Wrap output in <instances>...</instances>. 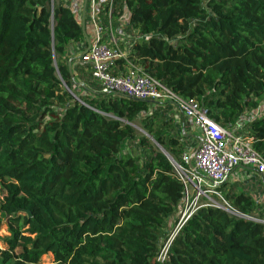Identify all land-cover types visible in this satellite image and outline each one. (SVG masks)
<instances>
[{
	"label": "trees",
	"instance_id": "trees-1",
	"mask_svg": "<svg viewBox=\"0 0 264 264\" xmlns=\"http://www.w3.org/2000/svg\"><path fill=\"white\" fill-rule=\"evenodd\" d=\"M70 1L0 0V264H264V224L215 207L193 213L160 259L185 189L151 138L180 158L194 122L173 102L104 92ZM126 14L137 36L113 73L143 66L223 128L240 123L234 135L264 158V0H99L104 28ZM245 185L219 190L264 217Z\"/></svg>",
	"mask_w": 264,
	"mask_h": 264
},
{
	"label": "built area",
	"instance_id": "built-area-1",
	"mask_svg": "<svg viewBox=\"0 0 264 264\" xmlns=\"http://www.w3.org/2000/svg\"><path fill=\"white\" fill-rule=\"evenodd\" d=\"M88 3L89 14L95 23V41H91L90 48L81 57L84 62L92 64L93 76L101 81L103 91L144 101L173 102L180 113L193 121L202 132L199 145L195 149H185L180 158L172 155L168 158L175 175L184 185L186 209L160 259L166 258L177 229L200 208L215 207L230 215L264 224V217L241 212L219 190V186L227 182L238 168L252 167L264 181V158L253 149L251 141L223 128L205 113L196 100L181 98L147 73L143 66L128 61L130 67L127 73L115 75L114 63L127 56V47L123 45L129 42L123 36L117 38L113 33L106 39L103 26L96 19L99 0H88Z\"/></svg>",
	"mask_w": 264,
	"mask_h": 264
},
{
	"label": "rangeland",
	"instance_id": "rangeland-1",
	"mask_svg": "<svg viewBox=\"0 0 264 264\" xmlns=\"http://www.w3.org/2000/svg\"><path fill=\"white\" fill-rule=\"evenodd\" d=\"M80 17H81V15H80ZM82 18V17H81ZM127 23H128V15L126 14V16L124 15V17L123 18H121V20L119 21V25L118 26H114V27H110V26H107V28H104L103 27V29H102V31L104 32V36H105V38L107 39L108 38V36H109V34L110 33H113L117 38H120L121 36H123L128 42H130L131 41V39H135L136 38V36H137V33H135V32H133V31H126L127 29H126V26H127ZM88 31V30H87ZM89 33H92V32H90V31H88ZM121 34V35H120ZM89 37V36H88ZM92 42H94L95 41V36L92 38V40H91ZM125 45H127V44H125ZM174 111L176 112V115H178V117H177V119L180 117L181 119H182V117L180 116V111L178 110V108L175 106V108H174ZM261 113L258 115L257 114V116H260V115H263L264 114V98H263V101H262V103H261ZM182 115V114H181ZM254 114L251 116V118H254ZM246 118H249V115H245L244 117H243V120L244 119H246ZM181 119H178L180 122H181ZM133 126H134V128L136 129V132H137V136L138 137H140L141 135H145L146 134V132L143 130V128L141 127V125L139 124V122H136V123H134L133 124ZM190 128H191V130H192V132L190 133V134H192V136H185L186 135V133H183V142H184V145H185V148H186V150H193V149H195V148H191L190 146L192 145V144H194V143H192V141L191 140H197V137H196V134H198L199 133V129H196L195 128V132L193 131V128H192V126H191V124H189V125H187V131H190ZM237 129L239 130V131H242L243 130V128H241L240 127V123L237 125V128H235V129H233V130H231V132H232V134H234L235 133V131H237ZM198 130V131H197ZM243 132V131H242ZM196 133V134H195ZM241 136L242 137H244V135H242L241 134ZM151 141L153 142V144L156 146V148H158V149H160V147L157 145V143H155V140H153L152 138H151ZM199 145V142L197 143V146ZM130 149H131V144L130 143H128V144H126V146H125V148H124V150H127V151H129L130 152ZM161 150V149H160ZM234 173H235V171H234ZM234 173L232 174L233 176H234ZM232 176V177H233ZM247 181H248V179H246V177L244 178V179H242V178H240V179H238V180H235L234 178H232V183H236L237 185H239V186H243V185H245V184H247V185H245V186H247L248 187V185H250V184H248L247 183ZM231 183V182H230ZM249 189V188H248ZM250 191V190H249ZM252 191H254V190H251L250 192L251 193H253ZM258 196L260 195V194H257ZM188 207V206H187ZM185 209H186V206L184 205V208H183V210L181 211V213H180V218L182 217V214L184 213V211H185ZM255 215H259L258 213L257 214H255ZM177 217H178V215H177ZM165 248V247H164ZM164 250V249H163ZM162 250V251H163ZM51 259L48 257H45L44 258V261L45 262H49Z\"/></svg>",
	"mask_w": 264,
	"mask_h": 264
},
{
	"label": "crops",
	"instance_id": "crops-1",
	"mask_svg": "<svg viewBox=\"0 0 264 264\" xmlns=\"http://www.w3.org/2000/svg\"><path fill=\"white\" fill-rule=\"evenodd\" d=\"M70 5L72 6L73 10L75 11L76 14H80V12H83L84 11V6H85V0H72L69 2ZM88 6V5H87ZM86 10H87V7H86ZM88 21H87V24H86V32L90 38V41L92 40V38L94 37V34H95V23L93 22V19H92V16L90 14H88ZM92 32V33H89L88 31ZM128 31V30H126ZM79 44L77 43H72L70 44L69 48H68V53L71 57L74 58V65L77 64V62L79 61V56L81 54L80 51H78L79 49ZM88 47V45H87ZM180 116L182 117V120H181V123L184 122V119L183 117H185L183 114ZM190 123V122H189ZM191 126L193 128V131L195 132V128L196 129H199V133L196 134V137H197V140H191L192 144L190 147L191 148H195L197 146V143L200 142V138H201V130L200 128H198V126H195L192 125L191 123ZM183 128H185L184 126H182ZM198 131V130H197ZM192 132L191 128H190V131H187L186 135L185 136H192V134H190ZM233 176V175H232ZM229 179V182L232 183V178H234L235 180H238L240 178L244 179L246 177V179H248L247 183L250 184L248 185V190H254L252 191L254 193H259L260 195L257 196L258 198V202H262L264 201V183L263 184H260L259 182H257V178H258V175L256 173V170L252 167H246V168H238L237 170H235V173H234V176ZM251 193V192H250Z\"/></svg>",
	"mask_w": 264,
	"mask_h": 264
},
{
	"label": "water",
	"instance_id": "water-1",
	"mask_svg": "<svg viewBox=\"0 0 264 264\" xmlns=\"http://www.w3.org/2000/svg\"><path fill=\"white\" fill-rule=\"evenodd\" d=\"M87 3H88V0H85V6H84L83 18H82V29H83L84 32H86V25H85L84 20H85V15H86ZM87 41H88V48H87V50H88L90 48V46H91V41H90V38L89 37H88ZM71 63L72 62L70 60L69 61L70 68H71ZM157 145L160 147L161 151L169 158L170 154L167 153V151L163 148V146H161L160 144H157Z\"/></svg>",
	"mask_w": 264,
	"mask_h": 264
},
{
	"label": "clouds",
	"instance_id": "clouds-1",
	"mask_svg": "<svg viewBox=\"0 0 264 264\" xmlns=\"http://www.w3.org/2000/svg\"><path fill=\"white\" fill-rule=\"evenodd\" d=\"M88 4V3H87Z\"/></svg>",
	"mask_w": 264,
	"mask_h": 264
}]
</instances>
